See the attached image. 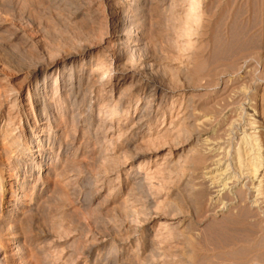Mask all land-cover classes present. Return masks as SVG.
<instances>
[{
    "label": "rangeland",
    "instance_id": "374dc122",
    "mask_svg": "<svg viewBox=\"0 0 264 264\" xmlns=\"http://www.w3.org/2000/svg\"><path fill=\"white\" fill-rule=\"evenodd\" d=\"M257 152L264 0H0V264H264Z\"/></svg>",
    "mask_w": 264,
    "mask_h": 264
},
{
    "label": "bare ground",
    "instance_id": "6f19581e",
    "mask_svg": "<svg viewBox=\"0 0 264 264\" xmlns=\"http://www.w3.org/2000/svg\"><path fill=\"white\" fill-rule=\"evenodd\" d=\"M115 9V8H114ZM252 134V133H251ZM257 134V133H256ZM254 135V134H253ZM255 136V135H254ZM256 139V137H254ZM48 142V141H47ZM46 140L43 139L42 142L37 146V148L35 150H32L31 152H28V153H32L33 151H35V153H38L37 156H35V158L33 156H31V160H33L34 164L37 163V160L36 158H41L40 162H38V165L39 167H43L44 166V162L46 161V154H44L43 151H45V146L47 144ZM253 143V142H252ZM252 145V144H251ZM253 146V145H252ZM257 146V144L255 143V145L252 147V148H249L248 150H246L244 152V158L246 156H249L250 152L251 151H257L259 149H255V147ZM260 152V150H259ZM257 152V153H254L252 154V156L254 155L253 158L250 157V159H246L247 161L250 160V161H244V160H240L239 159V164L240 166L244 165V169L243 171L241 172V175L240 177H242L243 180L247 179V178H251V179H256L255 181L252 180V183L253 186H250L248 187V189L252 188L255 190H259L261 187L264 186V167H263V160H264V157L261 156V154ZM28 155L30 154H27L26 157H29ZM251 155V154H250ZM45 156V157H44ZM45 159H44V158ZM263 159V160H262ZM36 160V161H35ZM220 160V159H219ZM224 161V157L220 160V162H217L216 165L215 163L212 164V165H215L214 167H209V169L205 172V174L208 176V177H203L202 179L203 180H206V182H203V183H206L207 187L210 189V193H219L222 189L224 188H228L229 187V184H230V181H228V179L232 178V176L230 177H225L223 175H226V170H223V167H221V165L225 164L223 163ZM229 161V160H228ZM246 162V163H245ZM228 163V162H227ZM220 165V167L218 166ZM230 165V164H229ZM261 165L263 167V169H261ZM229 168V167H228ZM204 175V174H203ZM235 176V175H234ZM236 177V176H235ZM222 179V180H221ZM234 179V178H233ZM250 179V181H251ZM237 181V180H236ZM246 183V182H245ZM234 184V183H233ZM205 185V184H204ZM248 185V183H247ZM245 184V186H247ZM232 186V184H230V187ZM200 189V188H199ZM247 189V188H246ZM260 191V190H259ZM215 195V194H214ZM21 197V196H20ZM258 203V202H257ZM226 206V205H225Z\"/></svg>",
    "mask_w": 264,
    "mask_h": 264
}]
</instances>
